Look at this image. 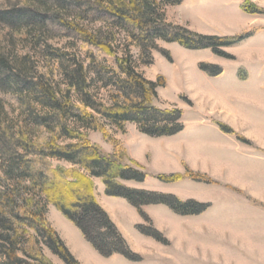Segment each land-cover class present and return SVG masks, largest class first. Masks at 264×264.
Returning a JSON list of instances; mask_svg holds the SVG:
<instances>
[{
	"label": "rangeland",
	"instance_id": "1",
	"mask_svg": "<svg viewBox=\"0 0 264 264\" xmlns=\"http://www.w3.org/2000/svg\"><path fill=\"white\" fill-rule=\"evenodd\" d=\"M246 1L264 8V0H183L180 5L162 7L168 22L208 36H236L261 29L252 38L223 48L227 58L211 49L194 51L158 41V49L151 54L153 62L147 65L149 57L142 60L129 33L107 19L95 22L86 5L45 8L30 3L46 14L40 24L0 25V50L25 73L20 87L0 82V134L9 131L0 143V218L11 219L37 235L34 227L15 217L12 208L15 203L38 207L45 199L25 173H37L47 166L15 146L20 135L36 145L58 135L59 128L51 132L41 123V119H58L57 110L39 100L41 87L80 103L70 76L83 68L89 93L110 105L119 94L106 81L119 73L117 58L130 52L133 66L145 78L156 81L163 76L166 80V87L159 88L154 99L156 107L180 109L185 124H205L207 128L168 142L163 137L144 138L135 123H127L122 132L102 119L107 136L73 119L65 123L84 132L104 155L114 154L112 140H116L126 151L123 162H135L148 174L142 183L121 180L126 187L204 203L208 208L198 215H180L166 205H146L139 212L128 200L107 196L103 180L94 178L96 199L126 240L132 259L118 254L102 256L71 221L47 205L51 226L80 264H264V15L246 13L242 9ZM69 24L94 35L101 33L115 54L107 55L84 42ZM200 64L220 67L222 74L210 76L199 69ZM219 124L233 133H225ZM193 139L198 144H190ZM57 140L63 145L75 142L60 136ZM167 153L170 155L165 157ZM49 163L52 168H74L63 160ZM187 172L200 179L185 176L171 183L157 179ZM43 251L53 264H65L46 245ZM4 261L0 253V264Z\"/></svg>",
	"mask_w": 264,
	"mask_h": 264
},
{
	"label": "trees",
	"instance_id": "2",
	"mask_svg": "<svg viewBox=\"0 0 264 264\" xmlns=\"http://www.w3.org/2000/svg\"><path fill=\"white\" fill-rule=\"evenodd\" d=\"M183 0H4L0 7V25L6 24L16 28L40 24L45 18L41 8L32 7L30 3H41L45 8L59 4L60 6L83 5L89 7L95 22L106 19L112 25L129 33L134 46L140 50L142 60L147 56V65L152 64L151 54L158 49L157 42L177 43L188 50L211 49L216 55L226 57L223 48L240 44L254 36L261 29H254L236 36H208L186 27L173 24L166 20L163 6L180 5ZM242 9L253 15H264V8L246 1ZM65 25L66 21L60 16L54 17ZM34 24V25H36ZM68 24V23H67ZM70 25V24H69ZM83 41L97 47L107 55L115 54L113 46L101 38V33L94 35L80 25H70ZM170 61L168 54L165 55ZM119 73L106 81V86L112 85L117 90V100L112 104H105L94 98L88 91L87 76L83 68L71 75L75 83L71 85L80 94V103H72L57 97L47 87H41L40 101L56 109L57 118L48 121L41 119V123L51 132L58 135L42 145L32 143L24 135L15 140V146L26 154L38 158L47 166L39 172L25 173L32 184L39 189L45 199L40 200L38 207L15 203L12 210L15 217L25 221L37 230V235L28 229L17 225L11 219H1L0 253L4 257L3 264H53L44 254L46 245L65 264H80L69 251L56 230L46 217L47 205H53L66 219L71 221L84 235L86 240L104 257L122 255L132 259L129 246L119 232L107 212L101 207L94 194V178H100L105 184V193L109 197L124 198L139 212L142 206L166 205L180 215H198L205 212L208 205L195 201L183 202L165 194L130 189L121 180L145 182L148 174L135 163L123 162L126 151L116 140H112L114 154L107 156L100 149L90 143L84 132L69 128L65 123L73 119L84 128L103 133L107 136V128L102 119L125 132L127 123H135L142 134L153 138L171 137L181 133L185 126L180 109H160L154 105L158 96V89L166 87V80L159 76L156 81L149 80L133 66L131 53L117 58ZM199 69L217 77L222 74L220 67H205ZM24 75L11 62L7 52L0 50V82L14 86L23 85ZM73 84V83H72ZM41 86V85H40ZM71 90V89H70ZM70 90L68 96H70ZM122 96V97H121ZM122 98V100H121ZM225 133L233 131L223 124H219ZM8 130L0 134V143L5 142ZM58 136L75 141L71 144H60ZM63 160L74 168H52L49 160ZM188 176L199 180L190 172L185 175L157 176V179L171 183L180 181ZM3 194L0 191V196ZM4 232V233H3Z\"/></svg>",
	"mask_w": 264,
	"mask_h": 264
},
{
	"label": "crops",
	"instance_id": "3",
	"mask_svg": "<svg viewBox=\"0 0 264 264\" xmlns=\"http://www.w3.org/2000/svg\"><path fill=\"white\" fill-rule=\"evenodd\" d=\"M182 121H183V123H184V126H185V128H184V130L181 132V133H179V134H177V135H175V136H171V137H163L165 140H168V142H169V140H176L177 138H179V137H181V136H189L190 135V133H194L195 131H198L196 134H198V133H200L199 131H204L206 128H207V126L205 125V124H196V125H191V124H185V122H184V120L182 119ZM201 133H203V132H201ZM200 135V134H199ZM143 137L144 138H148V136L147 135H144L143 134ZM196 141V139L194 140H191V142H193V143H190V144H195V143H197L198 144V141L197 142H195ZM184 144H186V143H184ZM165 155V157H168L170 154H164Z\"/></svg>",
	"mask_w": 264,
	"mask_h": 264
}]
</instances>
